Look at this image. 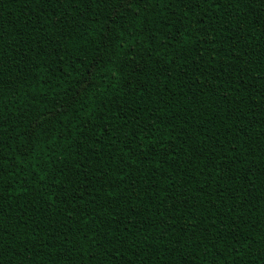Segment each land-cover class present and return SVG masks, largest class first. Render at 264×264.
Returning <instances> with one entry per match:
<instances>
[{
    "label": "trees",
    "instance_id": "1",
    "mask_svg": "<svg viewBox=\"0 0 264 264\" xmlns=\"http://www.w3.org/2000/svg\"><path fill=\"white\" fill-rule=\"evenodd\" d=\"M0 0V264H264V0Z\"/></svg>",
    "mask_w": 264,
    "mask_h": 264
},
{
    "label": "snow or ice",
    "instance_id": "2",
    "mask_svg": "<svg viewBox=\"0 0 264 264\" xmlns=\"http://www.w3.org/2000/svg\"><path fill=\"white\" fill-rule=\"evenodd\" d=\"M137 0H119V5L116 9L117 12L120 11V9H124L127 7V5L132 4V3H136ZM239 2H245V0H239Z\"/></svg>",
    "mask_w": 264,
    "mask_h": 264
}]
</instances>
